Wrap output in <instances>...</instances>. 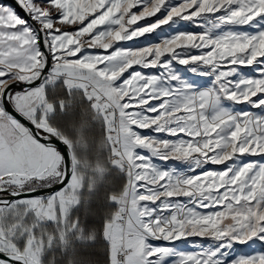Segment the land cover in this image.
<instances>
[{
	"label": "snow or ice",
	"instance_id": "snow-or-ice-1",
	"mask_svg": "<svg viewBox=\"0 0 264 264\" xmlns=\"http://www.w3.org/2000/svg\"><path fill=\"white\" fill-rule=\"evenodd\" d=\"M13 2L0 264H264V0Z\"/></svg>",
	"mask_w": 264,
	"mask_h": 264
},
{
	"label": "rangeland",
	"instance_id": "rangeland-1",
	"mask_svg": "<svg viewBox=\"0 0 264 264\" xmlns=\"http://www.w3.org/2000/svg\"><path fill=\"white\" fill-rule=\"evenodd\" d=\"M0 3H3V2H0ZM3 4H5V3H3ZM141 23H143V22H141ZM180 26L184 30H192V26L188 22H181ZM155 40H156V37L153 34L151 36L139 38V40L136 42H128V43L129 44H135L137 46H142L144 44H147L149 41L154 42ZM252 67H254V66H252ZM180 69L182 71V74L185 75L186 77L193 75L190 72L185 70V66H180ZM243 71L245 72L246 75H250V76L258 75L257 73L250 71V69H248V68L243 69ZM208 80H209V78H207V77L198 78V84L202 85L203 87H210L211 86L210 83H205V81H208ZM167 163L170 167H179V169L181 171H186V166L180 165L179 162H171L170 161ZM155 243L169 245V242H163V241H157ZM210 243H211V241L207 240L206 238L189 237L186 240L182 239L181 241L175 242L174 245H169V246H175L180 251L197 252V251L201 250V248H200L201 244H203L204 247H208V245ZM235 247L237 250L236 251L237 255H253V254H259L261 252H264V247H260V246L249 247L247 245H239L238 244Z\"/></svg>",
	"mask_w": 264,
	"mask_h": 264
},
{
	"label": "water",
	"instance_id": "water-1",
	"mask_svg": "<svg viewBox=\"0 0 264 264\" xmlns=\"http://www.w3.org/2000/svg\"><path fill=\"white\" fill-rule=\"evenodd\" d=\"M0 2H5L6 4H11L12 7L16 8V11L19 12V14L21 16H24V13L18 7H16L15 3L13 2V0H0Z\"/></svg>",
	"mask_w": 264,
	"mask_h": 264
},
{
	"label": "trees",
	"instance_id": "trees-1",
	"mask_svg": "<svg viewBox=\"0 0 264 264\" xmlns=\"http://www.w3.org/2000/svg\"><path fill=\"white\" fill-rule=\"evenodd\" d=\"M3 3H5V2H3ZM6 4V3H5ZM101 259H102V257H101Z\"/></svg>",
	"mask_w": 264,
	"mask_h": 264
}]
</instances>
